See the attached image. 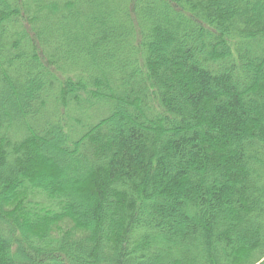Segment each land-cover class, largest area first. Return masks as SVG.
Wrapping results in <instances>:
<instances>
[{
  "label": "trees",
  "instance_id": "16d2710c",
  "mask_svg": "<svg viewBox=\"0 0 264 264\" xmlns=\"http://www.w3.org/2000/svg\"><path fill=\"white\" fill-rule=\"evenodd\" d=\"M0 264H264V0H0Z\"/></svg>",
  "mask_w": 264,
  "mask_h": 264
}]
</instances>
